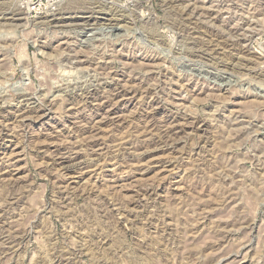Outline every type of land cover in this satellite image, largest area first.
<instances>
[{
    "label": "rangeland",
    "instance_id": "374dc122",
    "mask_svg": "<svg viewBox=\"0 0 264 264\" xmlns=\"http://www.w3.org/2000/svg\"><path fill=\"white\" fill-rule=\"evenodd\" d=\"M8 165L0 264H264V0H0Z\"/></svg>",
    "mask_w": 264,
    "mask_h": 264
},
{
    "label": "bare ground",
    "instance_id": "6f19581e",
    "mask_svg": "<svg viewBox=\"0 0 264 264\" xmlns=\"http://www.w3.org/2000/svg\"><path fill=\"white\" fill-rule=\"evenodd\" d=\"M64 1V0H63ZM14 7V6H13ZM23 13H26V12H24V10H23ZM27 14V13H26ZM5 23V22H4ZM19 24V23H18ZM62 61V60H61ZM110 71V70H109ZM29 75H30V73H28ZM108 74V73H107ZM114 74V73H113ZM36 77V76H35ZM34 79H32V81H33ZM100 83V82H99ZM99 83H97V84H93V88L92 89H76V91H73V92H71L70 93V91L68 92V93H66L67 95V97H68V99H70V98H73V97H78V96H82V97H91V96H110L111 98L113 97L114 99L115 98H119V97H123V95H125L126 94V92H127V88L126 89H124V88H122L121 86H119V85H114V83L113 84H106V85H104V86H101V83L99 84ZM31 84V83H30ZM29 84V85H30ZM103 84V83H102ZM117 84V83H116ZM65 87V86H64ZM50 89V88H49ZM31 90V89H30ZM29 90V91H30ZM27 91V90H26ZM129 91V90H128ZM49 92V91H48ZM65 92V91H64ZM32 94H34V93H32ZM49 94V93H48ZM65 94V93H64ZM30 95V94H29ZM128 95V94H127ZM27 96V95H26ZM61 96V95H60ZM124 98V97H123ZM48 99V98H47ZM67 99V100H68ZM76 99V98H75ZM73 100V99H72ZM71 100V101H72ZM43 101V100H42ZM48 102H51V100H47ZM70 101V100H69ZM112 101V100H111ZM68 102V101H67ZM102 102V101H101ZM70 103V102H69ZM115 103V102H114ZM73 105H74V103H73ZM113 106V105H112ZM17 107V106H16ZM26 107H28V106H26ZM26 107H17V108H15V111H13V113L15 114L16 113V115L18 116H22L23 117V119L24 118H31V117H28L29 115H26L25 113L26 112H29V111H31V112H34L35 114L34 115H36L37 116V113H39V112H41L43 109H41V108H39V107H36V108H34L33 110H30V109H28V108H26ZM32 107V106H31ZM33 107H35V106H33ZM72 107V106H71ZM110 107V106H109ZM32 109V108H31ZM15 116V115H14ZM43 116V115H42ZM34 118V117H33ZM103 122V121H102ZM106 122V121H105ZM104 123V122H103ZM146 123V122H145ZM178 124V123H177ZM105 125V124H104ZM103 125V126H104ZM102 126V125H101ZM100 126V127H101ZM97 128H99L97 125H93V126H90L89 127V129H97ZM101 129H102V127H101ZM100 129V130H101ZM99 130V131H100ZM85 131H88V129L87 130H85ZM94 131H96V130H94ZM171 136V135H170ZM168 137V136H167ZM90 138H92V137H90ZM98 138V137H97ZM93 139V138H92ZM178 139V138H177ZM118 140V139H117ZM89 141H90V139H89ZM119 143H120V141H118ZM73 143V142H72ZM121 144V143H120ZM119 146V145H118ZM80 149V148H79ZM65 156V155H64ZM64 166V165H63ZM16 172V174L15 175H17L19 172V167H12V166H7V167H4V170L1 172V174L0 175H13V172ZM14 172V173H15ZM82 173V172H81Z\"/></svg>",
    "mask_w": 264,
    "mask_h": 264
},
{
    "label": "built area",
    "instance_id": "2783aa9c",
    "mask_svg": "<svg viewBox=\"0 0 264 264\" xmlns=\"http://www.w3.org/2000/svg\"><path fill=\"white\" fill-rule=\"evenodd\" d=\"M30 17L49 13L56 9L62 0H10Z\"/></svg>",
    "mask_w": 264,
    "mask_h": 264
}]
</instances>
